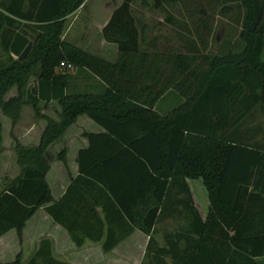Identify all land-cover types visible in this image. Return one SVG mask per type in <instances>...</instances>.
<instances>
[{
  "label": "trees",
  "instance_id": "16d2710c",
  "mask_svg": "<svg viewBox=\"0 0 264 264\" xmlns=\"http://www.w3.org/2000/svg\"><path fill=\"white\" fill-rule=\"evenodd\" d=\"M84 1L0 0V110L12 125L24 106L46 121L37 144L14 139L20 171L0 190V236L15 229L21 239L43 207L78 247L104 235L102 250L110 252L140 230L148 236L140 264H264V124L255 121L264 116V0H142L157 12L178 6L164 20L192 35L185 51L157 48L133 14L136 0H121L101 31L116 45L114 61L63 39L67 17ZM233 5L243 10L239 47L213 52L215 18ZM21 28L40 34L22 61L29 40ZM68 65L104 88L67 93ZM169 91L179 101L161 112L156 104ZM52 101L57 118L41 115ZM79 115L103 131L84 133L78 173L53 201L47 150ZM2 134L0 119V151ZM65 154L57 159L67 165ZM189 180L207 192L204 215ZM173 213L182 222L163 230L160 244L158 224ZM26 264L70 263L55 258L44 238Z\"/></svg>",
  "mask_w": 264,
  "mask_h": 264
},
{
  "label": "crops",
  "instance_id": "0c3cea01",
  "mask_svg": "<svg viewBox=\"0 0 264 264\" xmlns=\"http://www.w3.org/2000/svg\"><path fill=\"white\" fill-rule=\"evenodd\" d=\"M89 2L91 1L85 0L75 12L68 16V18L80 13L79 11ZM92 3V9L87 8L84 16L81 17V20L76 25L75 32L66 35L63 33V39L74 43L88 52L98 54L109 61H114L117 54L116 45L106 42L102 37L101 31L108 22L113 10L121 3V0H93ZM139 4L143 7L141 1L140 3H137V1L134 2L132 7L133 14L136 18L142 20L147 26L145 29L146 37L148 40H151L152 29L156 24L152 21V14H148L143 11L140 7H138ZM74 19L77 20L78 17L75 16ZM163 21L165 20L163 19ZM165 23L173 28L172 25L166 21ZM156 46L159 49L167 50L165 48H161L158 42L156 43ZM144 47H149L148 49H150V46L145 45ZM67 73L70 76L68 80L67 93H96L100 92L104 88L103 83L86 69L70 67L68 68ZM178 101L179 99L176 94L169 91L159 99L156 104V108L161 112L169 111L176 106ZM54 102L55 101H52L48 105L50 106ZM48 105L46 107H49ZM40 114L54 118L57 116L55 111L50 113L48 109H41ZM45 126L46 121L44 119L33 115L29 125L27 123L22 124L20 122H17L14 125V128L17 129H15V136L23 145L37 144ZM102 131L103 128H101L88 116L79 115L75 122L63 133V135L49 146L47 156L50 161V166L45 178L53 201L59 200L64 195L70 182V176L75 177L78 173V166L76 162L77 153L81 148H85L88 145V141L85 138L84 133H99ZM35 133H37L38 138ZM4 149L10 150L11 148L10 146L2 145L1 151ZM62 150H65L66 152L65 157L67 165L57 159L58 153ZM13 153L15 163L17 165V171L14 175L16 176L20 171V167L17 163L15 149L13 150ZM6 170L10 172V169ZM14 176H10V178ZM196 191L198 190L196 189ZM190 193L195 206L199 209L197 205L198 201L195 196L196 193H194L193 190H191ZM207 207L208 200L206 201V209L202 212L200 211L202 215L206 213ZM174 208L176 207L174 206ZM174 214L175 213H173V215ZM163 221H175L179 224L182 222V219L179 216L177 217L175 214V216L165 217ZM104 237L105 236L103 235L101 240L98 241L86 239L83 244L78 247L71 240L67 230L61 225L55 223L47 212H45L44 208L40 207L26 221L22 230L21 239H19L15 229L9 230L0 236V264H11L16 261L17 258L20 260L19 264H26L32 253L38 248L40 240L44 238L51 241L54 257L60 260H66L70 264H74L73 260H83L87 257L92 258L95 257V255L100 260L106 262L109 261L108 264H118V258L117 256L115 257L114 252H116L117 248L121 244L129 242L132 243V240L136 238H145L146 246L148 240V236L146 234L136 229L129 236L119 242L110 252H103L101 245L104 242ZM130 254L132 253H126L127 260L131 258Z\"/></svg>",
  "mask_w": 264,
  "mask_h": 264
},
{
  "label": "rangeland",
  "instance_id": "374dc122",
  "mask_svg": "<svg viewBox=\"0 0 264 264\" xmlns=\"http://www.w3.org/2000/svg\"><path fill=\"white\" fill-rule=\"evenodd\" d=\"M85 7H83L78 13L75 14L76 17H78L77 20L74 19L75 16L67 17L65 28H64V34H69L75 32V27L81 20V17L84 16L85 11H87V8L92 9V2L93 0H90ZM137 3H140L142 0H136ZM143 11L146 13L152 14V21L156 24L151 33V38L156 39V43L158 42L159 46L161 48H165L167 50H177V51H185L186 48H188L189 40H191L193 37L192 35H189L187 32H180L179 29L171 28L169 25L163 21L164 17L166 16V13H172L174 15H177L178 13V6H171L166 8V11H153L150 10L148 7H141L140 4L138 5ZM79 15V16H78ZM243 17V10L233 5V10L230 14L226 16L217 15L216 16V26L213 32V36L211 39V50L213 52H224L228 48L237 49L239 47V40H238V33L241 28V22ZM75 20V21H74ZM148 20V19H147ZM149 21V20H148ZM63 37V36H62ZM158 46V47H159ZM3 59V57H2ZM16 94V90L12 89L9 91L6 97L12 96ZM171 95V94H170ZM168 97V96H167ZM49 106V105H48ZM42 109H48V111L51 112H58V104L56 102L52 103L49 107H42ZM35 115L34 111L31 106H24L21 111V116L18 121V123H27L28 125L31 122V117ZM0 118L2 119L3 124V142L2 145L10 146L9 149H4L0 152V190L3 188L5 179L10 178V176H14L16 173L17 165L15 163L14 159V153L13 150L14 147V139H18L15 136V131L17 130L14 128V125H12L9 118L6 116H3V113L0 110ZM54 118V117H53ZM57 118V116L55 117ZM255 121L259 122L261 124H264V116H262L260 113L255 116ZM255 122V123H256ZM16 129V130H15ZM37 132V131H36ZM17 133V132H16ZM36 137H37V133ZM38 138V137H37ZM19 140V139H18ZM6 169H10L8 172ZM189 190H193L194 193H196V199H197V205L199 211H204L206 209V201L208 200L207 192L204 190V187L200 180H191L188 181ZM196 189L198 191H196ZM196 191V192H195ZM179 196H182L178 194ZM178 208L181 209V205H178ZM178 226L177 222H170V221H161L160 224H158V233L155 235L156 239L160 244H162V232L163 230H173ZM145 246V238L139 239H133L132 243H124L121 244L116 252H114L115 257L118 258V264H139V261L142 258L143 250ZM131 252V258L126 259L127 255L126 253ZM129 255V256H130ZM74 264H108L109 261H103L100 260L98 257H92V258H86L83 260H73Z\"/></svg>",
  "mask_w": 264,
  "mask_h": 264
},
{
  "label": "water",
  "instance_id": "95a60500",
  "mask_svg": "<svg viewBox=\"0 0 264 264\" xmlns=\"http://www.w3.org/2000/svg\"><path fill=\"white\" fill-rule=\"evenodd\" d=\"M20 32L29 40L28 44L26 45V47L24 48V50L19 56V60L22 61L27 56V54L30 52L32 47L35 45V43L40 37V34L33 35L25 28H21Z\"/></svg>",
  "mask_w": 264,
  "mask_h": 264
},
{
  "label": "built area",
  "instance_id": "2783aa9c",
  "mask_svg": "<svg viewBox=\"0 0 264 264\" xmlns=\"http://www.w3.org/2000/svg\"><path fill=\"white\" fill-rule=\"evenodd\" d=\"M68 67L70 68L71 66H70V65H68Z\"/></svg>",
  "mask_w": 264,
  "mask_h": 264
}]
</instances>
